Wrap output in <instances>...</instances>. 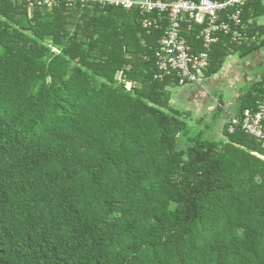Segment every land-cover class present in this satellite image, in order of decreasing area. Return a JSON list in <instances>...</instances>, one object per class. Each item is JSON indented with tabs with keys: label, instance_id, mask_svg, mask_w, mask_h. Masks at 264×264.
<instances>
[{
	"label": "trees",
	"instance_id": "16d2710c",
	"mask_svg": "<svg viewBox=\"0 0 264 264\" xmlns=\"http://www.w3.org/2000/svg\"><path fill=\"white\" fill-rule=\"evenodd\" d=\"M263 15L248 0V38L222 33L210 49L204 25L183 24L208 53L204 77L264 48ZM168 24L148 32L123 6L0 0V264H264V145L243 126L264 67L237 107L191 124L171 88L198 82L159 69Z\"/></svg>",
	"mask_w": 264,
	"mask_h": 264
},
{
	"label": "built area",
	"instance_id": "2783aa9c",
	"mask_svg": "<svg viewBox=\"0 0 264 264\" xmlns=\"http://www.w3.org/2000/svg\"><path fill=\"white\" fill-rule=\"evenodd\" d=\"M40 6L73 5L87 2L101 6L113 5L137 9L142 16V26L151 32L168 27L159 39V69L167 73L173 69L179 75L180 84L199 82L209 66L207 52H194L182 35L184 23L204 25L199 30L198 38L203 46L210 49L220 40V34L242 43L248 38L242 14L248 0H28ZM237 122V120H234ZM244 128L259 139L264 145V100L257 102L255 109L245 110Z\"/></svg>",
	"mask_w": 264,
	"mask_h": 264
},
{
	"label": "rangeland",
	"instance_id": "374dc122",
	"mask_svg": "<svg viewBox=\"0 0 264 264\" xmlns=\"http://www.w3.org/2000/svg\"><path fill=\"white\" fill-rule=\"evenodd\" d=\"M264 22V17L262 19ZM264 48L253 53L247 59H240L238 54L230 56L223 69L212 77H203L200 82L171 88L173 104L187 112V121L195 124L197 117L205 120L203 127L212 121L214 110L222 105L227 110L237 107L239 98L252 82L260 80L264 66ZM222 96V97H221ZM224 102H221L220 100ZM226 116V115H224ZM225 117H218L213 132L222 135ZM197 127L198 129H201Z\"/></svg>",
	"mask_w": 264,
	"mask_h": 264
},
{
	"label": "crops",
	"instance_id": "0c3cea01",
	"mask_svg": "<svg viewBox=\"0 0 264 264\" xmlns=\"http://www.w3.org/2000/svg\"><path fill=\"white\" fill-rule=\"evenodd\" d=\"M264 3V0H263ZM264 15L262 17H260L259 19H257L258 24H264V22H262Z\"/></svg>",
	"mask_w": 264,
	"mask_h": 264
},
{
	"label": "water",
	"instance_id": "95a60500",
	"mask_svg": "<svg viewBox=\"0 0 264 264\" xmlns=\"http://www.w3.org/2000/svg\"><path fill=\"white\" fill-rule=\"evenodd\" d=\"M128 56L130 58H136L137 57V53H129Z\"/></svg>",
	"mask_w": 264,
	"mask_h": 264
}]
</instances>
